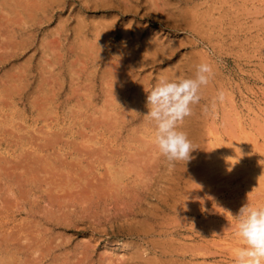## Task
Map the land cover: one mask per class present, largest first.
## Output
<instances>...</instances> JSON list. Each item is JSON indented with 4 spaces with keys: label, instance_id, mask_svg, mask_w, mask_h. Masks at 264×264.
<instances>
[{
    "label": "rangeland",
    "instance_id": "374dc122",
    "mask_svg": "<svg viewBox=\"0 0 264 264\" xmlns=\"http://www.w3.org/2000/svg\"><path fill=\"white\" fill-rule=\"evenodd\" d=\"M3 1L1 264H233L232 216L264 205V0H18L13 15ZM205 61L180 125L196 150L170 164L147 95Z\"/></svg>",
    "mask_w": 264,
    "mask_h": 264
},
{
    "label": "clouds",
    "instance_id": "9594fccd",
    "mask_svg": "<svg viewBox=\"0 0 264 264\" xmlns=\"http://www.w3.org/2000/svg\"><path fill=\"white\" fill-rule=\"evenodd\" d=\"M213 74V65L201 62L194 77L161 79L147 95L148 112L143 117L153 122V142L170 164L177 161L187 163L190 154L196 150L180 125L192 115V106L200 103L201 91L209 85ZM224 98L221 91L216 99L222 102ZM232 218L235 236L240 241V246L234 250L233 264H264V205L247 203Z\"/></svg>",
    "mask_w": 264,
    "mask_h": 264
},
{
    "label": "bare ground",
    "instance_id": "6f19581e",
    "mask_svg": "<svg viewBox=\"0 0 264 264\" xmlns=\"http://www.w3.org/2000/svg\"><path fill=\"white\" fill-rule=\"evenodd\" d=\"M8 1H10L9 2V6H10V11H11V15H13L14 14V11L18 8V6H19V2H18V0H8ZM24 1V0H23ZM53 1V0H52ZM58 2H60V1H62V0H57ZM104 1V0H103ZM131 1V0H130ZM157 1V0H156ZM3 2H5V0L3 1ZM33 1H31V3H32ZM47 2H49V0H46L45 1V3H47ZM125 2V1H124ZM132 2V1H131ZM159 2H161V1H159ZM6 3V2H5ZM24 3V2H23ZM30 3V4H31ZM34 3V2H33ZM50 3V2H49ZM54 3H56L55 1H54ZM102 3V2H101ZM139 3V2H138ZM165 3V2H164ZM39 4V3H38ZM48 4V3H47ZM59 4V3H58ZM1 5H3V4H1ZM23 5V4H22ZM35 5V4H34ZM43 5V4H42ZM108 5V4H107ZM126 5V4H125ZM133 5V4H132ZM147 5V4H146ZM3 6H5V5H3ZM3 6H1V8L3 7ZM21 6V5H20ZM28 6V5H27ZM109 6H111V5H109ZM134 6V5H133ZM24 7V6H23ZM36 7V6H35ZM95 7V6H94ZM98 7V6H97ZM22 8V7H21ZM25 8V7H24ZM46 8V7H45ZM6 9V8H5ZM8 9V8H7ZM6 9V10H7ZM40 9V8H39ZM39 9H38V11H39ZM104 9V8H103ZM132 9V8H131ZM164 9V8H163ZM19 10V9H18ZM37 10V9H36ZM47 10V9H46ZM158 10V9H157ZM3 11V10H2ZM41 11V10H40ZM45 11V10H44ZM93 11V10H92ZM132 11V10H131ZM0 12H1V10H0ZM21 12V11H20ZM46 12V11H45ZM151 12V11H150ZM3 13L5 14V11H3ZM29 13V16L27 17V18H29V20H30V18L32 17V20H33V18H35V20H36V17H38L36 14H37V12L35 11V13H31V11L30 12H28ZM31 13V14H30ZM129 13V12H128ZM9 14V13H8ZM17 14V13H16ZM21 14H22V12H21ZM18 15H19V12H18ZM24 15V14H23ZM151 15V14H150ZM25 16V15H24ZM11 17V16H10ZM13 17V16H12ZM214 17V16H213ZM1 18H3V17H1ZM26 19V18H25ZM83 19V18H82ZM156 19V18H155ZM27 20V19H26ZM35 20H34V22H35ZM5 21V20H4ZM195 22V21H194ZM8 23V22H7ZM12 25H13V23L12 22H10ZM32 23V22H31ZM15 24V23H14ZM35 24H36V22H35ZM64 24V23H63ZM195 24V23H194ZM27 25V24H26ZM61 25V24H60ZM108 25H110V24H108ZM24 26V25H23ZM64 26V25H63ZM85 26V25H84ZM106 26H107V24H106ZM208 26V25H207ZM62 28V27H61ZM80 28V27H79ZM111 28V27H110ZM22 29H23V27H22ZM31 29V28H30ZM105 29V28H104ZM14 30V29H13ZM24 30V29H23ZM20 31V30H19ZM29 31V30H28ZM108 31V30H107ZM21 32V31H20ZM104 32V31H103ZM13 33H15V30L13 31ZM17 33V32H16ZM15 33V34H16ZM31 33V32H30ZM98 34V33H97ZM104 34H105V32H104ZM107 34V33H106ZM29 35V34H28ZM137 35V34H136ZM16 36V35H15ZM112 36V35H111ZM137 36H139V35H137ZM11 37H12V35H11ZM14 37V36H13ZM13 37H12V39H13ZM86 37V36H85ZM98 37V36H97ZM100 37V36H99ZM108 38V37H107ZM80 39V38H79ZM102 39V38H101ZM14 40V39H13ZM98 40H100L99 38H98ZM153 40V39H152ZM28 41V40H27ZM96 41H97V39H96ZM81 42V41H80ZM98 42V41H97ZM96 42V43H97ZM100 42V41H99ZM11 43H12V41H11ZM90 43V42H89ZM106 43V42H105ZM137 43V42H136ZM85 44V43H84ZM8 45V44H7ZM16 45V44H15ZM20 45V44H19ZM171 45V44H170ZM89 46V45H88ZM92 46H94V45H92ZM97 46V45H96ZM146 46V45H145ZM149 46V45H148ZM161 46V45H160ZM7 47V46H6ZM12 47H13V45H12ZM131 47V46H130ZM137 48H138V46H136ZM143 47V46H142ZM8 48V47H7ZM16 48V47H15ZM19 48V47H18ZM23 48V47H22ZM88 48V47H87ZM93 48V47H92ZM25 49V48H24ZM94 49V48H93ZM130 49V48H129ZM129 49H127V50H129ZM152 49V48H151ZM8 50V49H7ZM90 50H92V49H90ZM155 50V49H154ZM11 51H13V50H11ZM95 51V50H94ZM93 51V52H94ZM126 51V50H125ZM131 51V50H130ZM133 51V50H132ZM145 51V50H144ZM151 51V50H150ZM105 52V51H104ZM128 52V51H127ZM152 52V51H151ZM157 52V51H156ZM15 53V52H14ZM13 53V54H14ZM132 53V52H131ZM129 54V53H128ZM7 55V54H6ZM88 55V54H87ZM141 55H143V53L141 54ZM148 55V54H147ZM12 56V55H11ZM10 56V57H11ZM15 56H16V54H15ZM121 56V55H120ZM5 57H7V56H5ZM20 57V56H19ZM200 57V56H199ZM12 58V57H11ZM10 58V59H11ZM83 58V57H82ZM208 58V57H207ZM119 59V58H118ZM121 60H123L122 58H121ZM7 61V60H6ZM138 61H139V59H138ZM135 62V61H134ZM147 62V61H146ZM109 63V62H108ZM130 63V62H129ZM140 65H141V63H139ZM121 65V64H120ZM124 65V64H123ZM81 66V65H80ZM176 69V68H175ZM105 71V70H104ZM110 71V70H109ZM118 77V76H117ZM63 78V77H62ZM104 79V78H103ZM116 79V78H115ZM169 79V78H168ZM27 80V79H26ZM170 80V79H169ZM57 81V80H56ZM26 82V81H25ZM134 82V81H133ZM12 83V82H11ZM17 85V84H16ZM30 85V84H29ZM63 85V84H62ZM113 87V86H112ZM120 88V87H119ZM59 89V88H58ZM116 89V88H115ZM43 90V89H42ZM122 90H123V88H122ZM7 91V90H6ZM108 91V90H107ZM118 91V90H117ZM23 92V91H22ZM110 91H108V93H109ZM8 94V93H7ZM22 94V93H21ZM123 94V93H122ZM145 94V93H144ZM5 95H6V93H5ZM13 95V94H12ZM16 95V94H15ZM46 96H48V95H46ZM57 96V95H56ZM132 96V95H131ZM5 97V96H4ZM90 97V96H89ZM19 98V97H18ZM47 98V97H46ZM119 99V98H118ZM49 100H51V99H49ZM137 100H138V98H137ZM55 101V100H54ZM115 101V100H114ZM20 102V101H19ZM45 102V101H44ZM11 103V102H10ZM47 103V102H46ZM134 103V102H133ZM32 104V103H31ZM132 104V103H131ZM43 105V104H42ZM47 105H48V103H47ZM136 106V105H135ZM44 107V106H43ZM133 107V106H132ZM40 108V107H39ZM46 108V107H45ZM131 108V107H130ZM44 109V108H43ZM40 111V110H39ZM38 111V112H39ZM42 111H44V110H42ZM130 111H131V109H130ZM47 112V111H46ZM49 112V111H48ZM44 113V112H43ZM8 114V113H7ZM38 114V113H37ZM48 114V113H47ZM97 114H98V112H97ZM102 114V113H101ZM110 114V113H109ZM114 114V113H113ZM48 116V115H47ZM102 116V115H101ZM112 117V116H111ZM115 117V116H114ZM43 119V118H42ZM49 119V118H48ZM123 120V119H122ZM54 121V120H53ZM76 121V120H75ZM108 121V120H107ZM5 122V121H4ZM18 124V123H17ZM20 124V123H19ZM35 124V123H34ZM1 126V125H0ZM20 127V126H19ZM5 128H6V126H5ZM18 128V127H17ZM20 128H22V127H20ZM96 128V127H95ZM8 129V128H7ZM79 130V129H78ZM77 131H75V133H76ZM16 133V132H15ZM20 134V133H19ZM15 135V134H14ZM244 135V134H243ZM211 138V137H210ZM82 139V138H81ZM14 140V139H13ZM36 141V140H35ZM69 141V140H68ZM231 142V141H230ZM2 143V142H1ZM71 143V142H70ZM150 143V142H149ZM236 143V142H235ZM49 146V145H48ZM94 147V146H93ZM228 147V146H227ZM256 147V146H255ZM49 148V147H48ZM47 147H46V149H48ZM137 148V147H136ZM143 148V147H142ZM257 148V147H256ZM59 149H60V147H59ZM96 150V149H95ZM138 150H140V149H138ZM232 150V149H231ZM261 150V149H260ZM75 151V150H74ZM93 151V150H92ZM77 152V151H76ZM101 153V152H100ZM42 154V153H41ZM146 154V153H145ZM207 154V153H206ZM240 154V153H239ZM11 155V154H10ZM147 155V154H146ZM31 157V156H30ZM208 158V157H207ZM52 159V158H51ZM132 159V158H131ZM136 159H137V157H136ZM40 160V159H39ZM153 160V159H152ZM217 160H220V159H217ZM52 161V160H51ZM125 162V161H124ZM148 162V161H147ZM208 162V161H207ZM35 163V162H34ZM37 163V162H36ZM227 163V162H226ZM113 164V163H112ZM143 164V163H142ZM47 165V164H46ZM52 165V164H51ZM42 166V165H41ZM50 166V165H49ZM123 166V165H122ZM10 167V166H9ZM16 167V166H15ZM14 167V168H15ZM45 167V166H44ZM144 167V166H143ZM12 168V170H14V168L13 167H11ZM214 168V167H213ZM27 169V168H26ZM25 169V170H26ZM43 169V168H42ZM125 169V168H124ZM148 169V168H147ZM146 169V170H147ZM22 170V169H21ZM44 170V169H43ZM239 170V169H238ZM8 171V170H7ZM17 170H14V173H12V174H10V175H13V174H15V173H17L16 172ZM27 171V170H26ZM26 171H25V173H26ZM132 171V170H131ZM232 171V170H231ZM23 172V171H22ZM21 172V173H22ZM31 173V172H33L34 173V171H29V169H28V171H27V174L28 173ZM37 172V171H36ZM66 172V171H65ZM199 172V171H198ZM9 173V172H8ZM29 173V175H28V177H32V175ZM42 173V172H41ZM149 173V172H148ZM202 173V172H201ZM140 174V173H139ZM155 174V173H154ZM7 175V174H6ZM19 175V174H18ZM23 175V174H22ZM34 175V174H33ZM38 175V174H37ZM36 175V176H37ZM43 175V174H42ZM116 175V174H115ZM24 176V175H23ZM45 176V175H44ZM144 176V175H143ZM219 176V175H218ZM26 178L27 180H32V179H34L33 177L32 178ZM115 177V176H114ZM148 177V176H147ZM224 177V176H223ZM228 177H229V175H228ZM45 178V177H44ZM75 178V177H74ZM137 178V177H136ZM150 178V177H149ZM51 179V178H50ZM67 179V178H66ZM85 179V178H84ZM224 179V178H223ZM222 179V180H223ZM19 180V179H18ZM113 181H115V178H113L112 179ZM118 180V179H117ZM20 181H22L23 182V180H20ZM24 181H25V178H24ZM33 181V180H32ZM78 181V180H77ZM84 181V180H83ZM87 181V180H86ZM111 181V180H110ZM109 181V185L107 186V188H108V191L107 192H112V191H114V189H112L111 190V187H110V183L111 182H113V181H111L110 182ZM22 182H20V183H22ZM26 182V181H25ZM36 181H33V183H35ZM47 182V181H46ZM73 182V181H72ZM74 182H75V180H74ZM102 182V181H101ZM100 182V183H101ZM119 182V181H118ZM231 182V181H230ZM249 182V181H248ZM24 183V182H23ZM41 183V182H40ZM51 183L53 184V183H56V182H54L53 180H51ZM132 183V182H131ZM26 184V183H25ZM29 184V183H28ZM27 184V185H28ZM31 184H32V182H31ZM39 184V183H38ZM50 183H47V186L49 185ZM78 184V183H77ZM103 184V183H102ZM7 185V184H6ZM36 185V184H35ZM40 185V184H39ZM105 185H106V183H105ZM112 185H113V183H112ZM57 185H55V187H56ZM58 186H60V184H58ZM88 186V185H87ZM114 186H115V184H114ZM126 186V185H125ZM76 187V186H75ZM78 187V186H77ZM83 187V186H82ZM104 187V186H103ZM117 187H118V185H117ZM25 188H26V185H25ZM29 188V187H28ZM32 188V187H31ZM66 188H70V183H67V182H65L64 184H61V186H60V190L61 191H64V189H66ZM79 188H80V186H79ZM112 188H113V186H112ZM116 188V187H115ZM121 188V187H120ZM33 189V188H32ZM31 189V190H32ZM38 189H40V188H38ZM50 189H52V188H50ZM83 189V188H82ZM88 189V188H87ZM94 189V188H93ZM29 190H30V188H29ZM54 190V189H53ZM52 190V191H53ZM80 190V189H79ZM78 190V191H79ZM110 190V191H109ZM118 189H116L115 191H117ZM10 191H12V190H10ZM90 191V190H89ZM105 191H106V189H105ZM13 192H14V190H13ZM59 192V191H58ZM68 191H65V193H67ZM15 193V192H14ZM31 193V192H30ZM54 193H55V191H54ZM79 193H80V191H79ZM86 193V192H85ZM38 194V193H37ZM60 194V193H59ZM72 194V193H71ZM97 194V193H96ZM107 194V193H106ZM112 194V193H111ZM114 194V193H113ZM120 194V193H119ZM14 195V194H13ZM36 195V194H35ZM47 195H48V193H47ZM83 195V194H82ZM91 195V194H90ZM262 195V194H261ZM26 196V195H25ZM62 196V195H61ZM60 196V197H61ZM64 196V195H63ZM68 196H70V195H68ZM75 196V195H74ZM78 196H80V195H78ZM107 196V195H106ZM105 196V197H106ZM115 196V195H114ZM67 197V196H66ZM83 197V196H82ZM84 197H85V195H84ZM98 197V196H97ZM103 197H104V195H103ZM123 197V196H122ZM62 198V197H61ZM60 198V199H61ZM75 198V197H74ZM48 199V198H47ZM64 199H65V197H64ZM79 199H81V198H79ZM89 199V198H88ZM169 199V198H168ZM22 200V199H21ZM54 200V199H53ZM63 200V199H62ZM84 200V199H83ZM104 200V199H103ZM60 201V200H59ZM84 201H86V200H84ZM54 202V201H53ZM61 202V201H60ZM71 202H72V200H71ZM86 202H88V201H86ZM96 202V201H95ZM57 203V202H56ZM79 203V202H78ZM61 204V203H60ZM63 204V203H62ZM113 204V203H112ZM163 204V203H162ZM34 205V204H33ZM108 205V204H107ZM38 206V205H37ZM132 206V205H131ZM2 208V207H1ZM47 208V207H46ZM123 208V207H122ZM58 209V208H57ZM56 209V210H57ZM95 209V208H94ZM10 210V209H9ZM14 211V210H13ZM18 211V210H17ZM21 211V210H20ZM63 214V213H62ZM69 217V216H68ZM128 218V217H127ZM20 220V219H19ZM20 223V222H19ZM27 223V222H26ZM23 225V224H22ZM15 227V226H14ZM138 227V226H137ZM32 229V228H31ZM33 230V229H32ZM38 232H39V230H38ZM13 233V232H12ZM128 233V232H127ZM15 234V233H14ZM47 235V234H46ZM45 235V236H46ZM23 236V235H22ZM35 237V236H34ZM27 238V237H26ZM5 239V238H4ZM17 239V238H16ZM41 239V238H40ZM30 240V239H29ZM152 240V239H151ZM13 242V241H12ZM42 242H40V244H41ZM39 244V245H40ZM46 244V243H45ZM87 244V243H86ZM235 244V243H234ZM20 246V245H19ZM36 246V245H35ZM43 246V245H42ZM59 246V245H58ZM236 246V245H235ZM34 247V246H33ZM56 247H57V245H56ZM40 248V247H39ZM233 248V247H232ZM1 249V248H0ZM33 250V249H32ZM163 250V249H162ZM42 251H43V249H42ZM88 251V250H87ZM30 252V251H29ZM41 252V251H40ZM76 252V251H75ZM18 253V252H17ZM31 253H32V251H31ZM38 253H39V251H38ZM61 253V252H60ZM9 254V253H8ZM19 254V253H18ZM65 254V253H64ZM81 254V253H80ZM91 254V253H90ZM10 255V254H9ZM42 255V254H41ZM49 255V254H48ZM88 255V254H87ZM143 255V254H142ZM0 256H1V253H0ZM14 256V255H13ZM21 256V255H20ZM127 256V255H126ZM7 257V256H6ZM11 257V256H10ZM9 257V259H11ZM15 257V256H14ZM60 258V257H59ZM58 258V259H59ZM14 259V258H13ZM16 259V258H15ZM61 259V258H60ZM4 260V259H3ZM19 260V259H18ZM143 260V259H142ZM155 260V259H154ZM5 261V260H4ZM13 261V260H12ZM25 261V260H24ZM146 261V260H145ZM167 261V260H166ZM3 262V261H2ZM6 262V261H5ZM5 262H3V264L5 263ZM74 262V261H73ZM7 264H8V262H6ZM160 263V262H159ZM0 264H1V261H0ZM10 264H12V263H10ZM15 264H18L17 262L15 263ZM52 264V263H51Z\"/></svg>",
    "mask_w": 264,
    "mask_h": 264
}]
</instances>
